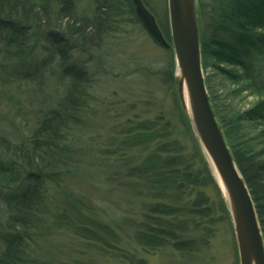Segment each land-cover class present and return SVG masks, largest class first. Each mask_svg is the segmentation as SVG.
<instances>
[{
	"label": "trees",
	"instance_id": "obj_1",
	"mask_svg": "<svg viewBox=\"0 0 264 264\" xmlns=\"http://www.w3.org/2000/svg\"><path fill=\"white\" fill-rule=\"evenodd\" d=\"M96 4L94 19L88 20L79 18L76 0H0V34L5 36L6 48L20 60L27 61L26 55L34 51L42 25L53 19L67 22L62 32L48 34L47 51L58 56L63 77L69 81L57 106L37 120L27 138L15 142L0 136V198L9 209L0 223V264H49L39 246L44 235L55 230L104 243L118 237L115 224L88 214L64 188L83 157L77 128L83 116L92 114L97 99L90 68L93 59L73 61L70 52L76 50L82 56L97 52L102 41L116 33L112 20L118 11L130 9L136 16L132 0H97ZM225 5L219 22L215 14L211 17V35L201 36L203 67L208 69L215 60L222 74L237 84L249 82L260 96L264 80L252 73L250 58L252 52L264 51V0H228ZM158 25L170 41V29ZM35 65L34 60L31 67ZM224 66L239 70L227 71ZM215 109L252 196L264 239V147L257 148L264 130L249 136V127H264V98L251 110L228 117ZM123 127L116 135L120 138L116 149L110 144L104 152L107 157L116 156L107 181H113L122 195H131L138 207L137 212L129 208L121 222L134 229L145 248L191 250L196 232L192 228L211 215L209 198L202 190L207 185L217 189L198 141L194 140V153L200 168H195V155L186 154L184 146L172 138L171 124L162 117ZM140 151L144 156L134 158Z\"/></svg>",
	"mask_w": 264,
	"mask_h": 264
},
{
	"label": "rangeland",
	"instance_id": "obj_2",
	"mask_svg": "<svg viewBox=\"0 0 264 264\" xmlns=\"http://www.w3.org/2000/svg\"><path fill=\"white\" fill-rule=\"evenodd\" d=\"M142 1L157 23L169 28L168 0ZM96 2L76 0L79 18L93 20L97 12ZM195 2L201 40L202 34L211 35V17L215 14L219 22L228 0ZM112 21L116 33L102 41L97 52L83 56L76 50L70 52L73 61L93 59L90 68L97 99L92 104V114L83 116L82 125L77 128L78 140L84 147L81 149L83 157L75 164L77 170L72 171L64 188L68 196H75L88 209V214L115 224L118 237L104 243L76 237L67 230H55L44 235L39 246L41 254L49 264H240L232 218L218 187L207 185L202 190L209 198L211 215L192 228L196 229L195 245L189 251L180 252L171 246L145 248L137 241L134 229L121 222L129 208L137 212L138 207L131 195H122L114 188L113 181H107L116 156L108 158L104 152L110 144H115L112 149H116L120 141L116 135L124 129L123 126L130 127L136 122L162 117L171 124L172 138L184 146L186 154L195 155V168H200V165L194 153V140L197 138L178 92L173 48L167 50L159 46L130 9L118 11L117 18ZM66 23L53 19L51 24L42 25L39 43L32 54L26 55L27 61L20 60L18 54L7 49L5 36L0 34V136L15 142L27 138L37 120L56 107L63 97L69 81L63 77L58 56L47 51L50 47L47 38L48 34L62 32ZM250 59L252 73L264 80V51L252 52ZM34 60L36 69L31 67ZM211 64L208 69L203 67V73L219 125L215 106L220 116L228 117L251 110L264 98V94L259 96L255 93L249 82H232L217 69L215 60ZM224 67L227 71L239 70L232 66ZM262 130L264 127H249V136L256 137ZM263 147L264 140L257 148ZM144 154V151L137 152L134 158ZM203 155L206 158L204 152ZM8 214L9 209L0 198V223ZM2 248L0 241V252Z\"/></svg>",
	"mask_w": 264,
	"mask_h": 264
},
{
	"label": "water",
	"instance_id": "obj_3",
	"mask_svg": "<svg viewBox=\"0 0 264 264\" xmlns=\"http://www.w3.org/2000/svg\"><path fill=\"white\" fill-rule=\"evenodd\" d=\"M133 4L137 17L156 43L174 50L180 100L232 218L240 264H264V239L255 204L215 117L207 91L195 0H168L172 45L142 0H133Z\"/></svg>",
	"mask_w": 264,
	"mask_h": 264
},
{
	"label": "bare ground",
	"instance_id": "obj_4",
	"mask_svg": "<svg viewBox=\"0 0 264 264\" xmlns=\"http://www.w3.org/2000/svg\"><path fill=\"white\" fill-rule=\"evenodd\" d=\"M185 100L188 101L186 89H185Z\"/></svg>",
	"mask_w": 264,
	"mask_h": 264
}]
</instances>
